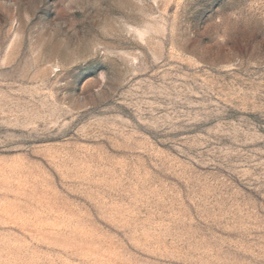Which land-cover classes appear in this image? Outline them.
Instances as JSON below:
<instances>
[{
	"label": "rangeland",
	"instance_id": "obj_1",
	"mask_svg": "<svg viewBox=\"0 0 264 264\" xmlns=\"http://www.w3.org/2000/svg\"><path fill=\"white\" fill-rule=\"evenodd\" d=\"M0 264H264V0H0Z\"/></svg>",
	"mask_w": 264,
	"mask_h": 264
}]
</instances>
